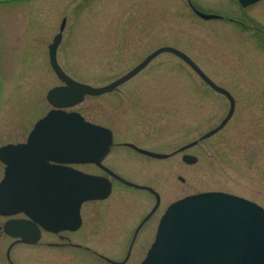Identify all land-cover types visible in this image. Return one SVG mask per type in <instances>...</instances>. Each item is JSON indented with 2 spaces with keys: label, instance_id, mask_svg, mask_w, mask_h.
Here are the masks:
<instances>
[{
  "label": "rangeland",
  "instance_id": "rangeland-1",
  "mask_svg": "<svg viewBox=\"0 0 264 264\" xmlns=\"http://www.w3.org/2000/svg\"><path fill=\"white\" fill-rule=\"evenodd\" d=\"M190 1L225 18L203 19L187 0H0V146L24 142L52 108L47 91L63 82L49 64L48 45L63 18L57 60L79 82L102 86L157 47L171 45L235 99L223 128L168 158L154 159L122 145L104 156L102 164L160 196L123 264L144 258L158 218L186 195L222 191L264 208V0L244 7L237 0ZM228 106L224 95L166 52L113 91L85 96L64 109L107 127L115 143L171 153L217 126ZM183 153L196 161L184 162ZM71 165L111 182L106 198L82 203L81 229L60 232L89 249L48 246L44 243L67 240L43 232L37 244L14 247L16 264H113L102 255L122 261L135 227L156 202L148 190L127 186L93 163ZM0 238L9 241L1 233ZM0 263L7 264L3 251Z\"/></svg>",
  "mask_w": 264,
  "mask_h": 264
},
{
  "label": "water",
  "instance_id": "water-1",
  "mask_svg": "<svg viewBox=\"0 0 264 264\" xmlns=\"http://www.w3.org/2000/svg\"><path fill=\"white\" fill-rule=\"evenodd\" d=\"M238 1L247 6L258 0ZM189 4L204 19L222 18ZM64 24L65 18L48 45L50 65L65 83L49 89L46 94L53 108L36 121L25 142L0 147V160L5 163L4 177L0 181V213L24 211L43 228L52 231L74 228L80 220V204L105 198L111 189L106 177L64 165L89 162L101 166L100 161L112 145L108 128L85 120L76 111H65V107L79 103L87 94L112 91L163 52L183 60L210 88L229 100L228 110L217 126L175 152L220 130L231 118L235 107L234 97L226 88L216 84L186 53L168 45L156 48L129 71L103 86L75 81L62 70L56 59ZM127 145L154 158L171 155L139 148L132 143ZM182 158L188 163L196 160L186 154ZM107 172L127 185L154 192L148 186L127 181L108 169ZM155 195L158 200V194ZM37 237L38 231L32 239H24L35 242ZM140 264H264V209L251 200L222 191H204L180 198L165 211L155 240Z\"/></svg>",
  "mask_w": 264,
  "mask_h": 264
},
{
  "label": "flooded vegetation",
  "instance_id": "flooded-vegetation-1",
  "mask_svg": "<svg viewBox=\"0 0 264 264\" xmlns=\"http://www.w3.org/2000/svg\"><path fill=\"white\" fill-rule=\"evenodd\" d=\"M125 143L126 142L115 143L113 141V144H115V145H124V146H127V145H125ZM128 147H130V146H128ZM132 149H134V148H132ZM134 150L137 151L136 149H134ZM137 152L140 153V154H142V155L148 156V155L143 154V153H141L139 151H137ZM148 157H150V156H148ZM74 165H76V164H74ZM95 165L98 166L97 164H95ZM98 167L100 169H102L105 173L108 174V172L106 170H104L102 167H100V166H98ZM3 172H4V164L2 166V174H3ZM111 177L114 178L113 176H111ZM114 179H116V178H114ZM150 194H153V193L150 192ZM83 205L84 204H81L80 207H79L80 221H79L78 225L74 229H64L62 231H60V230L59 231H49V230H45L42 227H40L39 224L36 223V221H35L34 218H32L31 216L26 215L22 211H18V212H15L13 214H6V215L0 213V233L3 234L9 240L7 244L5 243L6 242L5 240L4 241L3 240L0 241V252L3 251V255H4V258L6 260V263L7 264H16L15 261L13 260V257H12L13 256V250H14V247L16 245H18V244L35 245L42 238L43 232L44 233L51 234V235L57 234L58 235V238H60V239H66L67 240L65 243H59V242H57V243H54V242L44 243V244H46L48 246H57V245L61 246V245H63V246H74V247H78V248L82 247L85 250L86 249H89L86 246H81L77 242H72L70 238L65 237V236H63V235L60 234V232H68V233L69 232H75V231H77V230H79V229L82 228L83 220H82V212H81V210H82V206ZM156 206L157 205L154 204V206L151 208V210L149 212H147L143 216V218L139 221V223L135 227V229H134V231L132 233V236H131V239H130V242H129L127 251H126L125 256H124L125 258L122 261H111V260H109V258H107L104 255H102L103 258L104 259L106 258L107 261L112 262L113 264H123V263H125L126 260L129 257L130 250L132 248V245H133V242H134V240L136 238V235L138 234V232H139L140 228L142 227V225L148 220V218L150 217V215L152 214V212L154 211V209L156 208ZM160 217H161V215H160ZM160 217L158 218V221H159ZM158 221H157V223H158ZM9 222H12V224L10 225ZM7 223H8V225L6 226ZM37 225L39 226V230H38L39 237L36 239L35 242H33V241H26L24 238H28V239H32L33 238V233L37 229ZM8 226H10V227H8ZM110 229L111 228H109V230ZM99 230H101V228ZM10 232L18 233V235H13ZM20 232H22V234ZM19 234H21V235H19ZM114 262H116V263H114ZM0 264H2V263H0Z\"/></svg>",
  "mask_w": 264,
  "mask_h": 264
}]
</instances>
